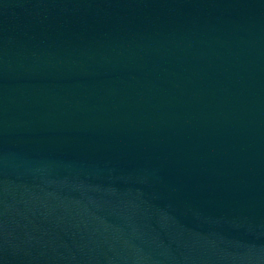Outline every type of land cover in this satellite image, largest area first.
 Returning <instances> with one entry per match:
<instances>
[{"label":"water","instance_id":"water-1","mask_svg":"<svg viewBox=\"0 0 264 264\" xmlns=\"http://www.w3.org/2000/svg\"><path fill=\"white\" fill-rule=\"evenodd\" d=\"M0 264H264V0H0Z\"/></svg>","mask_w":264,"mask_h":264}]
</instances>
